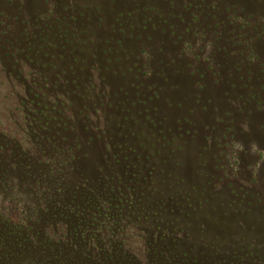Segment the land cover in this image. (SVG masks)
Here are the masks:
<instances>
[{"label": "rangeland", "instance_id": "obj_1", "mask_svg": "<svg viewBox=\"0 0 264 264\" xmlns=\"http://www.w3.org/2000/svg\"><path fill=\"white\" fill-rule=\"evenodd\" d=\"M0 264H264V0H0Z\"/></svg>", "mask_w": 264, "mask_h": 264}]
</instances>
